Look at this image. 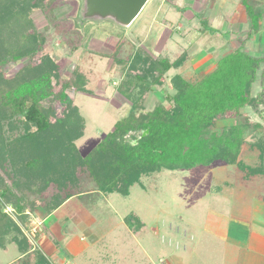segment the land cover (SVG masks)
<instances>
[{
  "label": "rangeland",
  "instance_id": "obj_1",
  "mask_svg": "<svg viewBox=\"0 0 264 264\" xmlns=\"http://www.w3.org/2000/svg\"><path fill=\"white\" fill-rule=\"evenodd\" d=\"M161 1L168 6L164 15L158 12L166 8V4L160 6ZM230 1L196 0L195 5L187 6L173 0H151L132 26L124 29L111 21L81 25L79 0H48L45 7H35L30 13L31 33L45 38L43 50L25 62L38 64L47 55L57 61L52 88L54 92L64 89L85 117L86 130L76 147L86 155L131 109V102L118 91L126 80L120 63L126 65L125 58L137 46L171 59L184 51L190 56L183 67L169 71L165 85L149 93L145 101L148 110L163 100L166 92L173 91L171 77L175 73L198 80L241 45L250 56L264 62V8H249L253 13L249 29L237 23L228 29L231 16L219 11L221 2L228 5ZM218 14L225 22L216 25ZM198 28L210 38L203 37L202 44L197 39L201 37ZM244 36H252V41ZM113 57L119 59L114 62ZM22 64L7 65L4 77L11 78ZM76 65L91 72H86V81L74 73ZM263 68L264 63L253 83V96L264 85ZM58 102L59 113L67 112ZM263 109L264 104L246 106L240 116L220 118L210 130L220 133L235 123H247V117L261 123V128L248 124L240 163L216 160L190 169L164 168L143 176L142 184L133 185L128 196L92 190L94 183L82 175L84 192L50 215L40 210L25 228L27 235L33 239L42 233L50 239L44 247L37 246L49 254L58 249L64 258L61 264H264V177L257 175L246 181L237 168L243 164L246 172V167L260 162L257 142L264 134V119L258 112L264 113ZM139 134L130 132L127 138ZM6 209L11 211V207ZM130 212L144 222L137 232L125 221ZM19 256L13 245L8 251L0 249V264H16Z\"/></svg>",
  "mask_w": 264,
  "mask_h": 264
},
{
  "label": "trees",
  "instance_id": "obj_2",
  "mask_svg": "<svg viewBox=\"0 0 264 264\" xmlns=\"http://www.w3.org/2000/svg\"><path fill=\"white\" fill-rule=\"evenodd\" d=\"M47 4L48 0H0V249L8 251L13 245L20 255L16 264H55L37 246L40 233L34 235V244L25 228L33 223L38 209L53 213L66 200L83 193L82 175L94 183L92 190L128 196L133 185L142 184L143 176L164 168L190 169L216 160L237 163L249 125L262 127L247 117V123H235L220 133L210 131L220 118L237 117L246 106L264 104V85L252 95L264 62L250 56L243 45L220 58L198 80L175 73L173 91L166 92L151 110L145 107L149 93L165 85L169 71L183 67L190 56L184 51L171 59L137 46L125 58L126 65L119 62L126 80L118 91L131 102L130 111L82 155L76 141L85 133L86 120L64 89L53 91L57 61L47 55L38 64L25 62L43 50L45 41L42 35L31 33L30 13ZM117 59L113 57L114 62ZM21 62L11 78L4 77L7 65ZM73 70L85 81L91 73L84 72L81 65ZM261 79L264 81V68ZM81 85L85 89V83ZM56 101L67 112L59 113ZM258 113L264 119L262 110ZM146 129L149 133L143 135ZM134 131L140 134L128 139ZM257 147L259 164L246 167V172L243 164L237 167L246 181L264 177V134ZM125 221L134 232L144 226L133 212Z\"/></svg>",
  "mask_w": 264,
  "mask_h": 264
},
{
  "label": "water",
  "instance_id": "obj_3",
  "mask_svg": "<svg viewBox=\"0 0 264 264\" xmlns=\"http://www.w3.org/2000/svg\"><path fill=\"white\" fill-rule=\"evenodd\" d=\"M79 24L111 21L128 29L151 0H79ZM149 129L143 132L147 135Z\"/></svg>",
  "mask_w": 264,
  "mask_h": 264
},
{
  "label": "crops",
  "instance_id": "obj_4",
  "mask_svg": "<svg viewBox=\"0 0 264 264\" xmlns=\"http://www.w3.org/2000/svg\"><path fill=\"white\" fill-rule=\"evenodd\" d=\"M173 1H177L180 5H183V4H185V5H187V4H191V5H195V1L196 0H173ZM165 2V1H164ZM214 3V2H213ZM164 4H166V2L164 3ZM163 4V1H161V4H160V6H163L164 5ZM191 5H187V6H191ZM250 7H256V8H264V0H231L229 3H228V5H227V3H223V2H221V4H220V11L219 12H223V13H228L230 16H231V19H229L228 18V23H229V28L228 29H231V27L232 28H234V24H244L243 25V27H241V28H246V30L247 29H249V27H251V14H253L252 12H250L249 11V8ZM168 6H167V4H166V8H165V11L163 10L162 12L161 11H158L160 14L162 13V15H164V14H166L165 12H166V10L168 11ZM223 10V11H222ZM159 13H157V14H159ZM261 13H264V10H262V12ZM161 17V16H160ZM191 17H193L194 19H196V17H195V15H192ZM159 18V16L157 17V19ZM162 20V19H161ZM225 22V19H224V17L223 16H221V15H217V17H216V19L214 20V23L216 24V23H218V22ZM248 24V25H247ZM217 25V24H216ZM222 29V28H221ZM228 29H226V31L229 33V31H228ZM239 29V28H238ZM198 30H199V32L198 33H200L201 35V37H197V39H198V41L200 40V44H202V40H203V37H205V39L206 40H209L210 38H208V34L206 33V34H204L203 33V31H202V28L200 29V28H198ZM239 32H241V30L239 31ZM217 37V36H216ZM245 38H248V39H250L251 41H252V36H248V37H246V36H244ZM243 37V38H244ZM224 38V37H223ZM258 38V36H254V39L255 40H258L257 39ZM260 38H261V36H260ZM259 38V39H260ZM217 40H219V39H221V38H219V37H217L216 38ZM224 40V39H223ZM229 40V39H228ZM221 41H222V39H221ZM220 41V42H221ZM247 49H245V51H246ZM74 197V196H73ZM73 197H71V198H69L68 200H66L65 202H68L69 200H71ZM64 202V203H65ZM264 202V201H263ZM63 203V204H64ZM62 204V205H63ZM61 205V206H62ZM60 206V207H61ZM59 207V208H60ZM58 209V208H57ZM56 209V210H57ZM40 210H42V211H44L45 212V214H46V216L47 215H50V214H52V213H50V214H48V213H46V211L45 210H43V209H38L36 212H35V214H38L39 213V211ZM55 210V211H56ZM54 211V212H55ZM53 212V213H54ZM39 220V219H38ZM42 234V233H41ZM41 234H40V239L38 240V245H41V246H43L44 247V245L47 243V242H50V239H48V238H44L45 236H41ZM40 248V247H39ZM43 252H45L42 248H40ZM45 254L48 256V257H50V259L55 263V264H61L62 262V260H64V258L62 257V256H60L59 255V251H58V249H55V250H53L50 254L49 253H46L45 252Z\"/></svg>",
  "mask_w": 264,
  "mask_h": 264
}]
</instances>
